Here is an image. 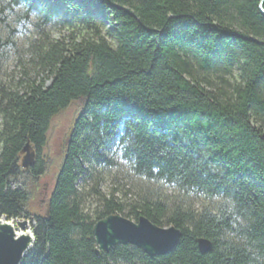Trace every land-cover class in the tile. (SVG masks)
I'll use <instances>...</instances> for the list:
<instances>
[{
    "label": "trees",
    "instance_id": "obj_1",
    "mask_svg": "<svg viewBox=\"0 0 264 264\" xmlns=\"http://www.w3.org/2000/svg\"><path fill=\"white\" fill-rule=\"evenodd\" d=\"M9 4L34 14L38 27L84 33L43 34L16 87L0 81V219L33 222L20 264H264V0ZM1 15L0 70L14 35ZM74 102L81 108L44 212L32 213L28 186L47 170L51 121ZM27 141L35 161L22 169ZM115 158L146 184L128 203L115 189H96ZM86 180L97 196L93 218L82 209ZM162 187L177 192L171 203ZM190 198L207 205L195 211ZM111 214L174 226L181 236L163 255L129 244L97 255L93 224ZM198 238L211 242L208 252Z\"/></svg>",
    "mask_w": 264,
    "mask_h": 264
},
{
    "label": "rangeland",
    "instance_id": "obj_2",
    "mask_svg": "<svg viewBox=\"0 0 264 264\" xmlns=\"http://www.w3.org/2000/svg\"><path fill=\"white\" fill-rule=\"evenodd\" d=\"M9 1L10 0H0V10L4 6L7 7V9L2 11V15H0L5 18L9 28L14 29V35L12 38L13 45L9 46L7 49L6 57L0 70V81L6 87H16V84L21 79L22 69H31L34 66L32 64L33 55L31 51V46L34 41H38L40 37H43V34H47L53 38H59L68 37L72 32L79 35L80 33H83V31L80 28H62L55 23H52L45 28L42 26L38 27L35 23L36 17L34 14L26 15L25 8L21 6L15 7L12 4H9ZM7 31L8 28L0 23V33L3 36H6ZM80 108L81 104L74 102L70 104L67 109L55 116L51 121L47 133V146L44 149L47 170L45 174L38 179L36 185L34 182L28 186L31 195L28 208L32 213L44 212L47 195L60 165L64 142L68 137L72 122ZM115 161L117 163L116 167L111 168L109 172L104 170L101 172L100 169L97 168V170L101 172V180L96 189L105 196H108L111 191L115 189L114 194L116 197L119 200L128 203L130 200L134 199L135 194L141 187H146V184L138 179H133L127 176L125 174L126 170L124 164L118 158H115ZM94 176H97V173L94 172ZM79 184L80 188L83 186L81 190V194L83 195L82 209L93 218V213L98 208L97 196L90 191L93 181L86 180V182ZM147 187L155 189L156 185L148 184ZM159 193L167 197L169 203H171L177 195L176 191L167 187H162ZM187 205L195 211H199L203 206H206L207 203L201 198H190ZM22 220L26 222L25 230L32 233L31 227L33 222L31 219L20 218L11 221L16 228L17 234H20L21 231L16 226V222Z\"/></svg>",
    "mask_w": 264,
    "mask_h": 264
},
{
    "label": "water",
    "instance_id": "obj_3",
    "mask_svg": "<svg viewBox=\"0 0 264 264\" xmlns=\"http://www.w3.org/2000/svg\"><path fill=\"white\" fill-rule=\"evenodd\" d=\"M260 10L264 14L261 5ZM20 154L22 169H28L34 164L35 152L29 141L25 143ZM25 225L26 222L23 220L16 222L21 231L17 234L11 221L5 217L0 219V264H20L31 248L34 238L32 233L25 230ZM92 234L97 255L109 252L118 244H129L152 257L170 252L177 244L181 231L174 226H157L142 216L137 221H132L121 215L111 214L95 221ZM196 243L200 253L211 249V242L207 239L198 238Z\"/></svg>",
    "mask_w": 264,
    "mask_h": 264
}]
</instances>
